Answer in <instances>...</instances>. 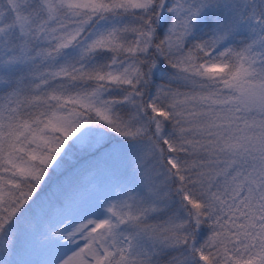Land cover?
Wrapping results in <instances>:
<instances>
[{
	"label": "snow or ice",
	"instance_id": "1",
	"mask_svg": "<svg viewBox=\"0 0 264 264\" xmlns=\"http://www.w3.org/2000/svg\"><path fill=\"white\" fill-rule=\"evenodd\" d=\"M0 264H264V0H0Z\"/></svg>",
	"mask_w": 264,
	"mask_h": 264
}]
</instances>
